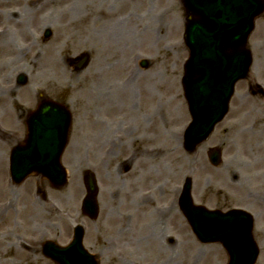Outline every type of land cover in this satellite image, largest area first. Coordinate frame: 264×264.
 Masks as SVG:
<instances>
[{
  "label": "rangeland",
  "instance_id": "obj_1",
  "mask_svg": "<svg viewBox=\"0 0 264 264\" xmlns=\"http://www.w3.org/2000/svg\"><path fill=\"white\" fill-rule=\"evenodd\" d=\"M9 1L8 6L0 5V18L2 19L0 26L6 23L11 30L8 39L14 48L18 49L9 58V53H3L5 55L0 57V82L10 76L14 70L11 65L5 66L14 63L19 71L28 72L29 84L21 87L18 92L26 99L28 98L26 97L27 92L35 87L52 92L57 87H65L64 100L72 97L74 101H69L74 119L71 142L63 157L64 164L70 168H68L69 182L62 191L51 194V199L60 203L59 212L63 215L52 216L50 224L52 236L64 234L66 236L63 240H65L73 228V220L81 218L79 209L82 188L79 189V184L81 187L82 172L90 169L95 172L102 190L100 204L102 206L103 202L108 204V210L106 209L105 213L109 214L107 221L110 223V229L106 226H101V228L112 233L118 241L115 240L114 250H105L102 253L101 264H138L140 262L141 264H226L227 255L221 245L200 243L180 212H176L179 214V219H176V214L173 218V221H178L176 233L175 230H171L169 219L156 224L152 206L146 207L147 217L142 232L134 226L135 232L131 234L129 225L123 224L124 216L120 218L121 221L117 216L124 213L125 199L128 200L127 197L131 193L134 197V192L150 189V179L160 170L163 174V181H168L172 185L168 186L167 193L157 203L164 202L172 196L169 187L174 188L178 184L181 190L185 178L191 177L195 203L212 209H221L225 202L221 194L224 191L223 175L220 168H214L209 164L207 152L212 148L222 147L226 150L224 153L226 158L241 162L240 165L234 167L242 169L245 166L248 168L249 165L256 166L258 159L264 158V132L260 133L254 128L256 123V126H264V96L248 95V82L239 83L231 101L228 117L215 128L208 141L201 144L194 153L188 152L184 148L183 133L191 117L181 80L182 65L188 59L189 53L183 42L184 10L180 0H156L155 5L150 4V0H145L141 10L134 9V5L126 4L124 0H95L97 6L103 5L98 9L103 10L102 13L100 12L101 16L97 15V10L91 13L88 19L80 20L81 16L88 13V3H90V0L86 2L81 0L82 2L78 3V15L73 17L75 21L70 23V19L67 18L68 22L59 23L61 26L59 28L44 27L46 25L44 21L49 20L52 15L61 16L63 10L75 6L78 0H55L54 3L47 0H32L26 3L25 0ZM166 9L177 10L173 21L165 16ZM175 17L178 20L177 26L174 24ZM21 18L27 19L26 22L30 25L24 37L18 33V29L16 30V23ZM129 18L131 22L127 25L126 32L124 26ZM133 19L136 20V24ZM3 20L9 21L3 22ZM121 23L122 27L118 26ZM107 25H109V30L104 31ZM48 30L52 34L45 37ZM97 35L102 38L95 41L94 38ZM104 35H106L105 38ZM119 38H125L123 49L119 48L122 42ZM26 42L29 43L26 46L21 44ZM249 48L253 54L250 80L264 87V13L255 22V30L249 39ZM18 50L22 52L21 55ZM82 52H89L92 60L84 71L78 73L73 69L70 61ZM139 56L151 62L147 69L137 74L135 72L138 70L136 60ZM99 65H104L103 68L106 67L108 71L101 73L97 81L99 76L93 74V71ZM177 67L178 73L172 72L173 75H167V71ZM108 72V86L102 85L101 77L104 79V75ZM127 80L131 81L130 88L136 96L132 103H122L115 98L117 88L125 84ZM103 87L109 94L107 100L100 99L99 93L104 94ZM148 89H153L155 100H148ZM101 100L107 101L109 107L118 102L122 107L128 108L129 110H125L123 107V111L117 113V116L120 118V115L124 113V121L129 122L130 120L135 124V132L131 133L132 135H128L129 129L126 131V126H123V131L127 134L123 138L124 145L109 156H102L101 153L93 155L92 141L94 136L97 137V132L95 131L92 135L95 127L90 128L86 121L89 116L88 112L93 110L94 101L102 102ZM2 103H7L9 110L8 114L4 115L5 122L4 126H0L1 129L10 132L8 130L16 127L19 130L18 133L21 134L23 126L19 117H23L25 111L24 108L21 109L24 106L20 104L25 103V100L15 101L14 108L11 106L12 99H3ZM111 109L113 110L112 107ZM0 111L4 114L1 107ZM89 117L91 119L93 116ZM124 121L114 118L112 122L114 130H109L108 133L104 130L100 138L106 139L107 134L109 137L114 135L121 137V132L114 131L117 123ZM246 132H248L247 136ZM152 146L162 150L160 157L158 153V158L153 160L150 157ZM7 149L5 146L6 151ZM135 152L140 156V160L133 165L131 172L125 173L129 166L126 160L133 158L131 156ZM262 165L264 163L261 160L259 166ZM4 166H6L5 161ZM142 168L148 171V175ZM97 169H100V172ZM0 177L5 180L4 173H0ZM127 185L130 186V192H128ZM3 190L7 192L5 187ZM111 191L115 192V200H110L108 196ZM5 193L0 201L5 199ZM20 202L18 201L16 207L21 211L23 208L22 215L26 209L23 207L24 203ZM133 206L135 205L130 206V209ZM102 223L107 224L103 217V210L98 221L90 222L91 235L95 233V225ZM135 223L141 228L142 224L138 220ZM151 224L152 228L148 230ZM127 235L131 240L130 246H127L125 242ZM167 235H174L176 244L172 249L167 247L168 253L165 250L161 253L158 247L166 248L161 238ZM257 238L261 248L257 264H264V237L258 235ZM148 242L150 246H147ZM211 249L213 250L210 252Z\"/></svg>",
  "mask_w": 264,
  "mask_h": 264
},
{
  "label": "water",
  "instance_id": "obj_2",
  "mask_svg": "<svg viewBox=\"0 0 264 264\" xmlns=\"http://www.w3.org/2000/svg\"><path fill=\"white\" fill-rule=\"evenodd\" d=\"M184 1L189 13L185 40L191 49L184 86L193 117V123L186 133V146L194 148L209 137L215 125L227 114L235 84L247 77L252 56L246 45L253 31L255 18L264 11V1ZM88 59L84 56L78 67L85 66ZM53 119L55 121L51 123L32 125L31 134H37L39 141L36 142L35 138L31 141L28 152L17 153L14 161L16 173L24 176L26 168L35 167L37 172H42L52 181H62L63 172L59 159L69 123L65 126L59 122L58 117ZM45 128L48 130L44 135ZM39 152L41 154L38 156ZM218 157L219 154L215 152L212 159L217 161ZM86 183L89 195L85 201V209L92 215L93 203L95 204L92 176H87ZM191 187L189 179L181 198V206L197 237L204 243H225L230 254L229 264H255L259 251L251 235L248 217H245L247 224L239 226L244 217L237 212L222 215L219 211L193 207ZM80 246L81 234H78L73 247L55 251V260L60 264H79L81 260L83 264H96Z\"/></svg>",
  "mask_w": 264,
  "mask_h": 264
},
{
  "label": "flooded vegetation",
  "instance_id": "obj_3",
  "mask_svg": "<svg viewBox=\"0 0 264 264\" xmlns=\"http://www.w3.org/2000/svg\"><path fill=\"white\" fill-rule=\"evenodd\" d=\"M174 13L176 14L177 10L166 9L165 16L173 21L175 16ZM174 24L175 26L178 25L176 17ZM10 65L14 67V70L10 76L2 79L0 82V107L4 110V114H1L2 116H0V120H5L4 115H7L6 110L9 107L7 103H2L3 99H12V108H14L13 104L15 101L18 102V99L25 100L23 105L20 104L21 106H24L21 109L24 108L23 110L25 111L24 116L19 117L20 123L27 122L30 113L43 101L55 100L59 103L65 102L63 98L65 93L62 91H37L36 94L28 96L26 99L22 96V94L18 93L20 88L24 87V85H20L19 82V68L14 63L8 64L5 67ZM97 67L99 68L100 65ZM106 70L108 71L106 67L102 69L104 73ZM139 71L142 72L143 69H139ZM108 74L109 72L106 75ZM249 90L252 89L249 88ZM25 105H27L28 108H26ZM29 106L32 107L30 108ZM20 111L22 112V110ZM90 113L94 116L92 121L87 118L90 120L91 125L95 127L92 130V135H94L95 131L97 132V137L94 136L92 141L93 155L101 153L100 155L102 156H109L117 152L114 145L111 147V141L108 134L106 139L102 140V138H100V134L102 132L107 131L108 133L111 129V124L114 121V113L112 109L110 107L108 108L107 105L102 106L96 104ZM134 131L135 130H133L132 133ZM4 140L5 138L1 139L2 145L0 146L1 174L4 173L2 165ZM95 141L97 142L96 144L94 143ZM153 154L158 155V152ZM153 154L151 157H153ZM132 157L133 158H131L128 162L129 166L126 168L125 173L131 172L133 165L140 160V156L136 155V152ZM261 160L264 163V158H261ZM261 160L258 159L256 166L249 165L248 168L245 166L242 169H238L234 166L240 165V161L225 157V161H223L222 165V183L224 190L222 192V196L225 202L222 205L221 210L228 212L232 209H243L251 213L255 224L254 232L258 235H263L264 237V165L259 166L261 164ZM142 169L145 170L148 175V171L145 168ZM166 183H168L167 185H172V183H169L168 181ZM163 184V174L160 170L150 179V189L136 191L134 192V197L133 193H131V195L127 197L128 200L125 199L124 215L126 216L129 229H131V223H133L136 218L140 224L145 223V219L147 217L145 207H156L164 203H157L158 200L164 197ZM7 186L9 187L5 193L3 188L6 187V181L0 177V198L4 196V193L6 194L5 199L0 201V264H53L49 256L46 254L45 243L48 240H51V218L53 215H56V217L60 216L58 209L60 203L51 199V183L42 177H34L29 184L24 183L21 185L15 184L10 179ZM127 188L128 192H130V186L127 185ZM148 190L153 191L154 195L152 194L153 196L147 197ZM108 196L110 200L116 199L114 192H109ZM18 201H21L20 203L22 204L24 203L23 207L26 209V212L22 215L21 213L24 212L23 208L21 211L16 207ZM226 202L229 203L227 204ZM132 205L135 206L130 209V206ZM106 209L108 210V204L103 202L101 210H103V217L107 224L102 223L100 225H95L94 236H86L89 241L88 248L97 254L100 253V251H112L116 246L113 234L101 228V226H106L110 229V223L107 221L109 214L105 213ZM178 211L179 204L177 195L169 209L165 211L158 209V212L153 213L156 224L159 222L163 223V221H167V219H169L171 220V230L177 229V221L175 219V221H173V218ZM135 216L137 217L135 218ZM96 221L97 220L94 222ZM140 230H142V226ZM171 233H173V231ZM59 241L61 242L60 238ZM167 241L169 245H175L173 237H169ZM125 242L127 246H130L129 244L131 241L128 235Z\"/></svg>",
  "mask_w": 264,
  "mask_h": 264
},
{
  "label": "bare ground",
  "instance_id": "obj_4",
  "mask_svg": "<svg viewBox=\"0 0 264 264\" xmlns=\"http://www.w3.org/2000/svg\"><path fill=\"white\" fill-rule=\"evenodd\" d=\"M8 1L6 2V1H3V0H0V5L2 4L4 6H8V3L10 2V1L9 2ZM27 1L32 2V0H25V3ZM37 1H42V0H37ZM47 1H51L52 3H54L53 1H55V0H47ZM75 1H77V0H75ZM86 1H88V0H85V2ZM143 1H145V0H124V2H126V4H132V5L135 6L134 9H138V10H141L143 8V4H144ZM79 2H82V1L81 0L80 1L78 0L76 2V5L75 6H73L72 8H68V9L63 10V14L61 16H53L52 15L49 20H47V21H44L43 20L46 23V25L44 27L50 28L52 26H55L56 28H59V27H61L59 25V23L62 24L63 21H67V18L70 19V23H73L75 21V19H73V17L75 15H78V12H79V10H78L79 9V6H78L79 5L78 4ZM155 2H156V0H150L149 3L152 4V5L153 4L155 5ZM88 5H89L88 13L85 14L84 16H81L80 20H86V19H88V17L91 15V13H93V12L97 11L99 8L103 7L102 4L100 6H97L96 3H95V0H90V3H88ZM100 12L102 13L103 10L102 9L98 10L97 11V15H100ZM97 15L95 14V16H97ZM102 18H104V17H102ZM24 19L25 18H21L16 23V30L18 29V33H20L21 36H23V37L28 33V27L30 26L26 22L27 19H25V22H24ZM134 19H133V22L136 24V20H134ZM0 20H2V19L0 18ZM8 21L9 20H6V21L3 20V22H8ZM130 22H131L130 18L127 20V24L125 22V26L124 27L126 29V32H127V25ZM70 23H69V25H70ZM122 25L123 24L121 23L118 26L122 27ZM130 26H132V24ZM0 27L3 28L2 30H0V42L2 43V44H0V56H1L3 53H9V52H11V50H12V44L10 43L11 41L8 39L9 38V34H11L10 33L11 30H9V29L6 28V23H4V24L2 23ZM162 28L164 29L165 28V25ZM107 30H109V25H107V26L104 27V31H107ZM105 37H106V35H104V38ZM101 38H102L101 36L97 35V36H95L94 40L97 41V40H99ZM119 39L122 40L121 43L119 42L121 44L119 46V48L120 49H123V44H125V38L124 39L123 38H119ZM130 87L131 86H129V84H122V86L119 87L116 90L117 99L120 100L122 103H132L135 100L136 96H134V92H133V90ZM153 93H154L153 92V89H151V90L148 89L147 90L148 100L154 99V97L156 98V96H154ZM115 108H116L117 111H120L121 110V108L117 104H116ZM124 108L126 109L125 106H124ZM254 128H255V130L260 131V133H263L264 132L263 131L264 130V126H262V125L260 127L259 126H256ZM245 135L247 136L248 135V132H246ZM94 143L96 144L97 142L95 141ZM157 157H158V155L153 154V157L152 158L153 159H156ZM212 250L213 249H211L209 251L211 252ZM206 254H208L207 251H206Z\"/></svg>",
  "mask_w": 264,
  "mask_h": 264
}]
</instances>
